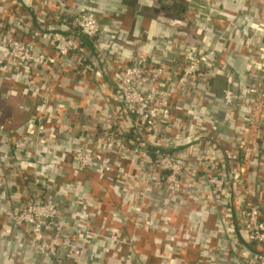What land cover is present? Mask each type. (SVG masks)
<instances>
[{"label":"built area","instance_id":"obj_1","mask_svg":"<svg viewBox=\"0 0 264 264\" xmlns=\"http://www.w3.org/2000/svg\"><path fill=\"white\" fill-rule=\"evenodd\" d=\"M71 1L83 5L65 9ZM71 1L60 0L51 17L62 25L54 29L40 23L54 3L28 0L25 7L22 0H0V82H11L37 102L21 129L1 128V142L11 145L13 157L2 155L0 161L17 187L29 183L35 190L16 211L2 214L3 226L25 230L38 264H147L139 248L145 237L156 264H264L263 30L241 31L235 35L238 45L225 48L249 63L244 79L233 83L212 73L218 59L212 51L184 48L181 39L177 51L183 55L162 48L129 59L108 53L101 45L106 31L99 12L87 5L92 0ZM215 1H206L207 15ZM240 1L256 10L259 22L248 25L255 30L264 25V0ZM8 9L13 13L6 18ZM207 18L213 21L210 29L202 27L197 35L204 39L213 30L223 40L230 25ZM218 50L213 52L223 60L225 50ZM98 67L114 82L107 96L104 85L98 91L87 85L90 75L101 77ZM220 77L219 103L235 115L225 132L193 109L204 111L212 102L200 87L207 90ZM88 103L93 110L86 109ZM107 104L114 109L103 118ZM74 109L84 112V121L75 118ZM66 129L79 136L60 147ZM53 144L48 176L38 157ZM65 173L92 175L102 193L123 207L122 214L100 210L94 184L70 185ZM57 177L62 186L54 182ZM60 195L69 199L61 201ZM64 202L79 207L72 223ZM235 234L242 244L231 239Z\"/></svg>","mask_w":264,"mask_h":264},{"label":"crops","instance_id":"obj_2","mask_svg":"<svg viewBox=\"0 0 264 264\" xmlns=\"http://www.w3.org/2000/svg\"><path fill=\"white\" fill-rule=\"evenodd\" d=\"M42 4L51 3L53 7L49 11V16H45L40 23L52 25L54 29H58L62 23L61 20L54 19L51 17L56 14L58 10V4L60 0H40ZM71 1V0H70ZM207 0H92L88 1L87 5L92 9L99 12L97 16L100 25H102L104 32L106 31L105 38L101 42V45H105L107 52H115L118 55L123 56V59H129V56H144L149 57L153 54L156 49H163L169 51L171 54H182V50L177 49L180 47L179 39L185 40L184 48L196 47L205 48L212 51L213 56H217V60L213 61V74L221 77L230 78L233 83H238L244 79L243 74L248 71L249 63H247L239 54L232 52L230 49H225L227 46H232L238 41L235 35L241 31H249L250 33H258L260 35L264 32V25L260 26L259 29H252L248 23H258L256 16V10L253 7L243 8L240 0H216L210 6L209 16L214 20H221V22L229 24L230 28L227 34L224 35L223 40H218L215 37V32L212 30L211 35L205 34V38L201 39L197 35V31H202V27L205 30L210 29L208 24L212 21L207 18L208 5ZM23 6H28V0H22ZM71 6H66L65 9L77 10L82 7V3L78 1H72L69 3ZM5 17L12 15V10L6 11ZM23 13H27L25 8L22 9ZM213 22V21H212ZM28 28H33L34 23L31 17L27 19ZM263 30V32H262ZM218 31V30H217ZM261 32V33H259ZM219 33V31H218ZM217 34V32H216ZM208 35V36H207ZM169 41L167 42L164 39ZM207 37V38H206ZM162 41L166 45H162ZM91 47V42H89ZM219 49L221 52L225 50V58H220V54L213 52ZM172 52H171V51ZM170 54L168 58H172ZM100 78H96L94 75H90L88 86L98 91L103 89V95L110 94L114 89V82L110 75L103 73L102 67H98ZM50 71H54L55 67L50 66ZM219 78V82H213L211 86L206 90L207 87H200L201 92L207 96V99L212 101L206 106L204 111H199L194 105L195 112L199 115L202 113L213 121L215 130L225 132L229 126H233L235 115L226 114L224 108L219 103L221 86L224 85V79ZM62 78V77H61ZM73 83L75 81L73 80ZM8 94L9 98L3 100V93ZM18 87L2 80L0 82V156L3 155L5 159L12 160L13 152L11 145L1 142L5 135L2 134L1 128L5 127L6 130H19L25 125L35 113L37 107L36 100L31 96H24L18 93ZM3 98V99H2ZM13 105L12 116L6 117V111L2 109H11ZM115 104H107L105 111H103V118H107L111 115ZM92 103H88L86 106L87 110L92 109ZM196 109V111H195ZM71 113L79 121H84L85 114L81 110H71ZM66 121L64 126H66ZM79 136L78 133H73L67 129L63 131L59 139V145H65L68 141H75V138ZM72 139V140H71ZM4 163L0 161V264H23L17 262V257H23L25 264H38L40 258L34 253L31 247L28 245L26 240V232L22 229L13 227L3 226L2 214L5 211H16L19 205L23 202L24 196L31 192L29 195L34 196L35 190L32 185L27 183L23 186L16 188L12 185V180L9 176V171L4 167ZM65 181L70 185L74 184L79 187L86 182L94 184L95 194H99L101 200L100 210L108 211L113 210L122 214L123 207L118 203L114 196L103 194L101 184L97 186L94 177L88 174H82L78 177H71L68 174ZM57 186H62L63 183L60 177L54 181ZM21 183V182H20ZM23 184V183H22ZM31 187H30V186ZM25 189H23V188ZM29 187V188H28ZM29 196V197H30ZM57 196V195H56ZM85 198L86 195H83ZM69 199L60 195V200ZM104 200V203L102 202ZM72 200V198L70 199ZM66 207H69L70 223H72L73 215L78 211L79 207H75V203H63ZM97 244V242H94ZM97 251L101 253L100 245L96 246ZM150 259L147 264H156L152 253L150 252L149 243L146 249H142Z\"/></svg>","mask_w":264,"mask_h":264},{"label":"trees","instance_id":"obj_3","mask_svg":"<svg viewBox=\"0 0 264 264\" xmlns=\"http://www.w3.org/2000/svg\"><path fill=\"white\" fill-rule=\"evenodd\" d=\"M258 77H254L252 78L251 80V84H253L256 80H257ZM72 140V139H71ZM74 143L73 142H69V145H73ZM47 150L46 152H41L40 156L38 157V164L45 170V172H48V176H53L51 171V167H50V163L48 162V159L51 155L50 151L51 150H54V144L50 146V149L47 147ZM12 185H14V187L16 188V190L18 189L17 185L13 182ZM29 188V187H28ZM229 239V238H228ZM232 240H235L237 242V244H242L243 241H242V237L239 236V234H235V236L233 238H231ZM149 243V239H147V237H145V240H141L140 243H139V248L140 250L141 249H144L146 245H148ZM96 256V254H94ZM99 257V256H98ZM150 259V257L147 259V261ZM232 264H237L235 261L232 262Z\"/></svg>","mask_w":264,"mask_h":264},{"label":"rangeland","instance_id":"obj_4","mask_svg":"<svg viewBox=\"0 0 264 264\" xmlns=\"http://www.w3.org/2000/svg\"><path fill=\"white\" fill-rule=\"evenodd\" d=\"M3 95H4V99L3 100H6V99H8L9 97V95L8 94H6L5 92L3 93ZM13 105H15V104H12V107H11V109L9 108V107H7L8 109H2L3 111H6V117H9V116H12V111H13Z\"/></svg>","mask_w":264,"mask_h":264},{"label":"water","instance_id":"obj_5","mask_svg":"<svg viewBox=\"0 0 264 264\" xmlns=\"http://www.w3.org/2000/svg\"><path fill=\"white\" fill-rule=\"evenodd\" d=\"M112 214L114 215V219H115V221H118V222L121 221V220L119 219L118 214H116V213H112Z\"/></svg>","mask_w":264,"mask_h":264}]
</instances>
